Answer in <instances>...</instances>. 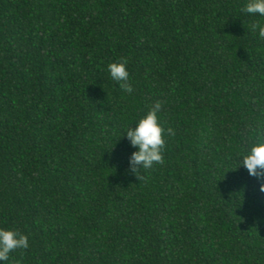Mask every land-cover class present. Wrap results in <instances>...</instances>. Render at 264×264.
<instances>
[{
  "label": "trees",
  "instance_id": "1",
  "mask_svg": "<svg viewBox=\"0 0 264 264\" xmlns=\"http://www.w3.org/2000/svg\"><path fill=\"white\" fill-rule=\"evenodd\" d=\"M246 3L0 0V227L29 240L6 264H264V180L240 165L264 139ZM122 60L132 93L107 71ZM157 102L172 133L136 175L123 134Z\"/></svg>",
  "mask_w": 264,
  "mask_h": 264
},
{
  "label": "clouds",
  "instance_id": "2",
  "mask_svg": "<svg viewBox=\"0 0 264 264\" xmlns=\"http://www.w3.org/2000/svg\"><path fill=\"white\" fill-rule=\"evenodd\" d=\"M243 11L264 17V0H247ZM253 31H258L260 39L264 40V23L255 24ZM127 63V60L110 63L107 71L113 80L120 82L123 90L132 93L134 89L129 83L130 74L127 70ZM160 109L161 104L157 102L143 118L135 123V127L127 128L123 134V137L126 136L131 146L136 149L129 160L132 171L136 175L139 169L148 170L154 164L163 162L164 136L166 133H172V129L166 130L160 123L158 117ZM240 165L247 169L250 176L257 180H264V139L250 146L248 151L242 155ZM260 191L264 192V183L261 184ZM28 247L29 240L25 234L0 227V262L2 264H6L9 260L10 253Z\"/></svg>",
  "mask_w": 264,
  "mask_h": 264
}]
</instances>
